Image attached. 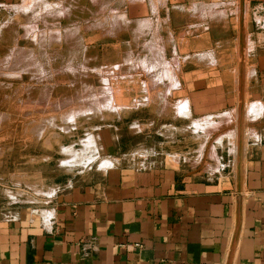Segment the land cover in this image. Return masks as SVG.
Segmentation results:
<instances>
[{"label": "rangeland", "instance_id": "rangeland-1", "mask_svg": "<svg viewBox=\"0 0 264 264\" xmlns=\"http://www.w3.org/2000/svg\"><path fill=\"white\" fill-rule=\"evenodd\" d=\"M239 129H264V0H0V206L113 158L226 164Z\"/></svg>", "mask_w": 264, "mask_h": 264}, {"label": "crops", "instance_id": "crops-1", "mask_svg": "<svg viewBox=\"0 0 264 264\" xmlns=\"http://www.w3.org/2000/svg\"><path fill=\"white\" fill-rule=\"evenodd\" d=\"M245 138L226 164L213 145L192 161L113 158L0 211V264H264V129Z\"/></svg>", "mask_w": 264, "mask_h": 264}, {"label": "built area", "instance_id": "built-area-1", "mask_svg": "<svg viewBox=\"0 0 264 264\" xmlns=\"http://www.w3.org/2000/svg\"><path fill=\"white\" fill-rule=\"evenodd\" d=\"M137 163L140 166H144V165L148 164L147 162L144 161V159L139 160ZM10 205H12V204H10ZM15 207L16 206H14V205L11 208H10V206L9 207L0 206V211H2V213L4 214V217L6 219H13ZM133 244L136 246H140L139 242H134Z\"/></svg>", "mask_w": 264, "mask_h": 264}, {"label": "bare ground", "instance_id": "bare-ground-1", "mask_svg": "<svg viewBox=\"0 0 264 264\" xmlns=\"http://www.w3.org/2000/svg\"><path fill=\"white\" fill-rule=\"evenodd\" d=\"M229 117H231V116H229ZM229 117H228V118H229ZM229 119H230V118H229ZM231 119H232V117H231ZM238 132H241L242 134H245V135H249V134H250V135H256V134H255L254 132H252V131H246V130H240V129H239ZM104 163H105V162H104ZM106 163H107V162H106ZM108 163H109V162H108ZM108 163H107V164H108ZM106 166H107V165H106Z\"/></svg>", "mask_w": 264, "mask_h": 264}]
</instances>
